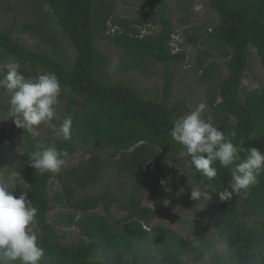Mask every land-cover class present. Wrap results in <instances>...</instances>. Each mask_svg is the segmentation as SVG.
<instances>
[{
	"label": "trees",
	"instance_id": "1",
	"mask_svg": "<svg viewBox=\"0 0 264 264\" xmlns=\"http://www.w3.org/2000/svg\"><path fill=\"white\" fill-rule=\"evenodd\" d=\"M142 2L140 7L145 12L130 20L114 17V9L102 0H38L41 9H49L46 16L56 24L55 33H60L74 50L70 66L46 51L30 50L10 32L0 31V56L15 58L25 77L27 68L54 73L63 92L70 93L65 108L73 121L72 139L68 141L57 135L32 140L9 116L10 104H0L26 142L23 153L12 155L0 141V176H13L14 195L25 193L37 209L31 227L45 251L42 264H185L183 259L210 254V250L188 245L170 229L153 227L159 212L143 204L147 191L154 202L162 203L178 173L170 164L184 149L172 139L170 130L181 114L180 105L172 104L171 98L178 65L186 56L173 54L170 47L175 25L167 3ZM207 6L219 19L218 25L212 30L201 26L185 28L179 35L185 39L183 47L193 51V65L202 73L201 81L217 87L210 105L223 115L218 129L238 147H255L264 153V86L258 91L243 88L251 49L264 67V0H207ZM181 10L186 17L180 25L188 26L191 6ZM149 12L157 16H147ZM41 22L36 21L31 29H49L51 40V27ZM110 24L115 29L113 35H107ZM151 26L160 28L155 37L151 35L154 31L143 32ZM99 38L134 59L135 70H142L148 63L163 66L162 100L142 99L124 84L104 82L107 59L96 47ZM47 44L58 51L59 45L54 41ZM215 57L227 61L226 79L219 74ZM242 90H248L243 103L239 99ZM233 131L235 138L230 136ZM37 143L67 152L65 161L80 152L87 159L62 173L41 174L29 164ZM240 154L244 157L246 151ZM187 159L195 186L203 182L219 198V191L230 183V169L216 162L213 166L217 176L208 180L196 172L191 157ZM55 180L61 186L55 201L74 213H60L59 220L50 223L49 186ZM161 180L168 183L162 186ZM219 202V209L212 210L207 218L191 222L203 247L208 248L210 242L198 224L210 223L220 243L228 248L227 256L214 258L212 264H264V171L247 193L233 194L226 201L219 198ZM113 207L126 215L113 218ZM54 225L76 227L83 239L74 246H65L61 243L65 234L60 236ZM152 241L155 248L151 247Z\"/></svg>",
	"mask_w": 264,
	"mask_h": 264
},
{
	"label": "rangeland",
	"instance_id": "2",
	"mask_svg": "<svg viewBox=\"0 0 264 264\" xmlns=\"http://www.w3.org/2000/svg\"><path fill=\"white\" fill-rule=\"evenodd\" d=\"M102 1L106 6H110L114 9V17L133 20L141 13L145 12L144 9L140 7L141 4H144L142 0H112L113 5L111 0ZM160 1L167 3L169 7L168 10L171 12V19L175 25V38L170 45L173 54L183 53L186 56L184 62L178 65L171 98L172 104L180 105L179 112L181 116H184L195 109L197 105L203 103L205 105L202 114L204 119L207 120L210 116L212 118V123L219 128L220 125L218 124H221L220 121L223 115L217 113L215 107L210 105L213 95L217 91V87L215 84L210 85L208 82L201 81L202 73L199 71L197 72V68L193 65L195 62L193 59L194 53L190 48L183 47L185 39L179 36L182 35L181 33L185 28L192 26H201L205 29L212 30L214 26L218 25L219 19L207 6V0ZM189 5L191 6L192 19L188 26H182L180 25V21L186 17V13L183 12L181 8ZM179 7L180 9H178ZM47 12H49V9L47 7L41 9L38 0H0V31L10 32L14 39L19 40L20 43L25 45L28 49L46 51L48 54L57 57L70 66L74 60V50L70 47L69 42L64 37L60 36V33L56 34L57 32L54 30L56 29V24L50 23V17L46 16ZM147 16L156 17L157 15L154 12H149ZM38 20H42V25L51 27V36L54 35L51 40L49 39L51 37H48L49 29H31ZM146 30L154 31V33H151L153 37L160 32V28L156 26H151ZM114 32L115 29H113V26L110 24L107 35H113ZM49 41H54V43L59 45L58 51L55 52L52 47L47 44ZM96 47L107 59V65L103 71L104 75L102 76L104 82L124 84L129 87L136 96L142 99H150L153 101L162 100L164 93L163 87L165 84V69L163 66H153L148 63L142 70H135L133 68L135 65L134 59L125 56L121 50L112 46L108 41L99 38L97 39ZM8 59L9 58L5 56H0V69L3 70L0 72L5 71L3 65ZM215 61L219 66V74L223 79H226L229 76V70L225 65L227 61L219 59L218 57H215ZM249 65L243 82H259L264 86V67L261 65L256 51L252 49L250 50ZM44 73L49 72L43 69L33 71L27 68L26 78H35ZM243 88H247L244 83ZM247 92L248 90H242L241 92L239 99L242 103L246 100ZM69 97L70 93H64L61 87L55 117L51 122L38 126L35 135L29 133L32 140H36L38 137L54 138L56 136L55 129L52 125L59 127L63 118L69 116L65 109L69 103ZM0 104H10V93L3 88H0ZM0 141L5 149L12 155L21 154L25 151L26 142L23 135L18 129L13 127L11 120L5 115L2 107H0ZM51 147H53V145H51ZM187 157L188 155L184 150L183 153L177 157V160L173 164H170L178 173L171 181L166 199L162 203H156L152 200L151 193L147 191L143 204L159 212V216L153 222V227L170 229L180 235L188 245L194 248H201L204 251L210 250L208 256L204 257L199 255L198 259H183L185 264H212L214 258L219 256L226 257L228 248L220 243L218 233L210 223L198 224L205 229V234L210 242L208 248L203 247L196 238L194 227L191 222L207 218L212 210L219 209L220 202L217 196L210 193V187L203 182L198 188L204 195H202L199 200L191 199V192L196 183L191 172V164ZM86 159L87 156H85L83 152H80L75 157L66 160L58 173H62L64 170L84 162ZM184 177L186 180L183 179ZM0 179H5V177L0 176ZM7 179L12 181L13 176ZM60 192V183L55 180V182L53 184L51 183L49 186L50 205L52 206V210H50L48 215V222L50 223L58 221L59 218L57 215L60 213L64 214L67 212L64 216L74 213V211L66 210V208L55 201V195ZM125 215L126 213H123L116 207L112 208L113 218L122 219ZM54 226L60 236L65 234L61 239V243L65 246H74L83 239L81 230L76 227L64 229V227ZM148 232H150V229H148ZM151 247L155 248L154 241H152ZM160 249H163V247Z\"/></svg>",
	"mask_w": 264,
	"mask_h": 264
},
{
	"label": "clouds",
	"instance_id": "3",
	"mask_svg": "<svg viewBox=\"0 0 264 264\" xmlns=\"http://www.w3.org/2000/svg\"><path fill=\"white\" fill-rule=\"evenodd\" d=\"M3 68L6 71L0 74V88L10 93L8 114L17 128L35 135L38 126L51 122L55 117L61 93L60 81L54 73L26 78L15 58L8 59ZM243 83L249 91L261 89L259 82ZM204 109L205 105L200 103L186 115L174 120L170 136L191 157L196 172L208 180L217 176V169L213 166L216 162L230 169V183L223 191H219L220 200L226 201L233 194L239 196L241 192L247 193L258 182V177L264 171V153L255 147L245 150L235 145L212 123L210 116L204 119ZM72 126L71 117L65 118L59 127L52 125L55 134L66 141L72 139ZM230 136L235 138V131ZM35 149L30 154L29 164L39 173L56 174L65 164L67 152L42 143H37ZM245 151L246 155L242 157L240 153ZM160 183L164 186L168 181L161 180ZM202 195L201 190L194 185L191 199L199 200ZM36 215L37 209L26 194L17 197L12 181L0 179V264H42L45 251L31 227Z\"/></svg>",
	"mask_w": 264,
	"mask_h": 264
}]
</instances>
